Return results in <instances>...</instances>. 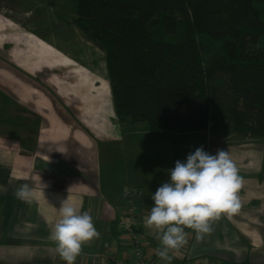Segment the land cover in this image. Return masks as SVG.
Returning <instances> with one entry per match:
<instances>
[{
    "label": "crops",
    "instance_id": "obj_1",
    "mask_svg": "<svg viewBox=\"0 0 264 264\" xmlns=\"http://www.w3.org/2000/svg\"><path fill=\"white\" fill-rule=\"evenodd\" d=\"M0 64V264H65L49 239L65 200L87 211L100 234L82 246L75 264H95L99 251L129 258L122 231L128 188L141 190L135 203L142 245L152 254L157 232L146 226L145 218L154 204L152 194L169 180L160 172V142L172 135L192 139L198 131H149L145 124L134 123L140 134L128 147L125 139L130 138L120 137V130L103 134L112 120L118 122L115 129L130 124L116 118L110 96L105 107L113 119L103 123L93 117L100 99L90 88H70L66 77H57V85L52 81L55 92L49 84L36 85L6 59ZM230 136L211 135L210 141L219 142L212 143L215 154L228 151L243 177L241 206L230 218L217 221L202 240L186 229L188 243L172 252L171 264H264V140L233 136L226 143ZM146 151L154 155L151 161L140 157ZM25 183L33 192L29 201L15 196Z\"/></svg>",
    "mask_w": 264,
    "mask_h": 264
},
{
    "label": "trees",
    "instance_id": "obj_2",
    "mask_svg": "<svg viewBox=\"0 0 264 264\" xmlns=\"http://www.w3.org/2000/svg\"><path fill=\"white\" fill-rule=\"evenodd\" d=\"M105 57L115 115L149 131L209 127L211 109L264 140V0H74ZM159 16L161 35L148 29Z\"/></svg>",
    "mask_w": 264,
    "mask_h": 264
},
{
    "label": "rangeland",
    "instance_id": "obj_3",
    "mask_svg": "<svg viewBox=\"0 0 264 264\" xmlns=\"http://www.w3.org/2000/svg\"><path fill=\"white\" fill-rule=\"evenodd\" d=\"M73 5L74 0H0V57L9 61V65L13 68L16 67L24 71L23 74L30 75V79L36 85L49 84L55 92L56 89L58 90L55 88L57 77L61 79L66 77L65 86L70 88L78 87L82 91L83 86L90 88L93 95L100 99L97 113L93 117L97 120L103 119V123H106L113 117L109 114L110 110L105 107V102L110 100L109 96L111 98L105 57L99 48L82 36L73 23L75 17ZM148 29L153 34L161 35L159 16L154 17ZM259 42L264 44V36ZM107 123L111 124H107L106 133L104 130L103 134L110 136L114 131L120 130L118 133L120 137L130 138L125 139L128 147L131 139L135 140L140 134L137 124L130 123L127 127L121 126L115 129L117 121L112 120ZM206 131H198L192 139L187 136L179 138L177 135L180 133H177L175 135L177 138L172 135L169 140L161 141L160 172L163 171L169 178L168 170L174 168L175 161H185L189 153L201 146L205 151L210 148L211 153L215 155L213 145L216 146L219 142L217 140L211 142V135L214 138L219 135L222 137L231 135L226 143L234 141L233 136L243 138L234 133L227 122L220 121L214 108L211 109L209 127ZM150 147L155 150L157 148L152 145ZM140 157L151 161L154 155L146 151L141 153Z\"/></svg>",
    "mask_w": 264,
    "mask_h": 264
},
{
    "label": "clouds",
    "instance_id": "obj_4",
    "mask_svg": "<svg viewBox=\"0 0 264 264\" xmlns=\"http://www.w3.org/2000/svg\"><path fill=\"white\" fill-rule=\"evenodd\" d=\"M169 180L157 188L154 202L145 218L149 229L157 232L158 258L171 264L170 252L178 251L188 243L190 229L196 240L210 234L213 225L222 217H231L240 208L238 193L243 177L225 149L216 154L203 146L187 155L185 161H175L168 170ZM18 200L29 201L33 192L28 184L15 191ZM93 218L87 211H79L66 200L59 207V219L51 225L49 239L65 264H75L82 246L99 237Z\"/></svg>",
    "mask_w": 264,
    "mask_h": 264
},
{
    "label": "built area",
    "instance_id": "obj_5",
    "mask_svg": "<svg viewBox=\"0 0 264 264\" xmlns=\"http://www.w3.org/2000/svg\"><path fill=\"white\" fill-rule=\"evenodd\" d=\"M210 148L207 152L210 154ZM141 190L139 188H128L125 192V208H126V223L122 227L125 235V243L129 245L128 252L130 257L125 258L124 255H115L112 252L99 251L94 256L95 264H165L156 255V249L159 247V241L155 245V250L152 254H146L143 250L141 231H140V217L134 197L139 195ZM186 230V229H185ZM173 252V251H172ZM170 252V255H172Z\"/></svg>",
    "mask_w": 264,
    "mask_h": 264
}]
</instances>
